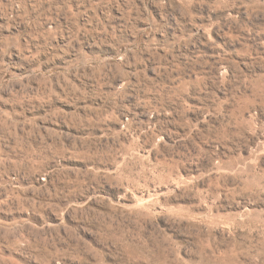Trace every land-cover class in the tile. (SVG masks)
I'll list each match as a JSON object with an SVG mask.
<instances>
[{
    "label": "rangeland",
    "instance_id": "374dc122",
    "mask_svg": "<svg viewBox=\"0 0 264 264\" xmlns=\"http://www.w3.org/2000/svg\"><path fill=\"white\" fill-rule=\"evenodd\" d=\"M0 264H264V0H0Z\"/></svg>",
    "mask_w": 264,
    "mask_h": 264
}]
</instances>
